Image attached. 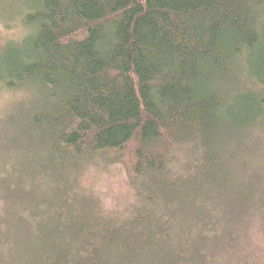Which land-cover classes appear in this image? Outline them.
<instances>
[{
	"label": "trees",
	"instance_id": "16d2710c",
	"mask_svg": "<svg viewBox=\"0 0 264 264\" xmlns=\"http://www.w3.org/2000/svg\"><path fill=\"white\" fill-rule=\"evenodd\" d=\"M21 1L5 264H202L225 145L264 119V0ZM117 164L110 207L87 182Z\"/></svg>",
	"mask_w": 264,
	"mask_h": 264
},
{
	"label": "rangeland",
	"instance_id": "374dc122",
	"mask_svg": "<svg viewBox=\"0 0 264 264\" xmlns=\"http://www.w3.org/2000/svg\"><path fill=\"white\" fill-rule=\"evenodd\" d=\"M24 11L21 0H0V49L28 32L21 22ZM26 98L25 91L0 85V264L7 262L1 254L6 242L2 231L8 226L12 200H16L5 190L16 178L11 168L19 158L4 142L5 123L19 104L25 105ZM242 135L225 145L222 169L230 182L210 189L202 206L207 221L204 247L209 252L202 264H264V119ZM91 174L87 183L108 206L124 203L131 194L121 165Z\"/></svg>",
	"mask_w": 264,
	"mask_h": 264
}]
</instances>
